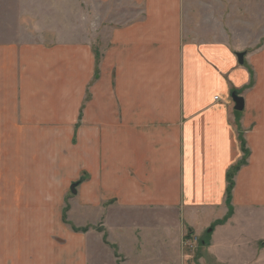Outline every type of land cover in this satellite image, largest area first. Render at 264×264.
I'll list each match as a JSON object with an SVG mask.
<instances>
[{
	"label": "crops",
	"instance_id": "obj_1",
	"mask_svg": "<svg viewBox=\"0 0 264 264\" xmlns=\"http://www.w3.org/2000/svg\"><path fill=\"white\" fill-rule=\"evenodd\" d=\"M30 1L28 24L52 22ZM119 1L102 49L0 36V264H264V43L240 45L232 7L196 22L194 0Z\"/></svg>",
	"mask_w": 264,
	"mask_h": 264
},
{
	"label": "rangeland",
	"instance_id": "obj_2",
	"mask_svg": "<svg viewBox=\"0 0 264 264\" xmlns=\"http://www.w3.org/2000/svg\"><path fill=\"white\" fill-rule=\"evenodd\" d=\"M26 1L27 0H0V36L4 35L5 38L9 39H22L25 37L30 39H38L37 31L43 26H47L55 29L62 38L79 36L80 38L83 37V39H88V41H91L93 34H96L93 45L96 48L102 49L107 43L110 27L114 25V21H121V19H124H120L119 16L121 9L124 8V4H122L119 0H109V2L106 1V3H104L105 6H110L108 16L103 13L102 6L104 5H102L101 0H31L29 3V6L31 7L29 8V11L31 14H33V12L37 10L34 7H40L38 9L42 8L41 12H43L44 14L53 12L50 17H53L54 15V18L48 19L49 21H52L49 24H43L40 26L38 22L37 25H33V23L28 24L26 20L23 19L24 17H22L23 12L26 11L25 7L28 4V2L26 4ZM224 2L223 5L219 6L215 5V0H194L196 12L194 14L193 11L192 14H194V19L191 18V20L196 22L209 21L207 18L203 17L206 16L203 15L204 12L202 9L205 7V4H213L212 7L217 8L214 11V15L216 16H218V14L220 13L219 9H221L223 13H225L226 8L230 9V7H232L233 11L235 9L237 10L234 11L237 14V18H235L234 21L236 23L242 21L240 24L241 26H239V31L240 36L243 37L244 34L245 40H240V45H251L252 40L247 39V34H250L251 37L255 36L256 40L254 44L257 43V46L264 43V0H228L225 3ZM92 3H94L98 8L95 9L94 13L92 12ZM77 7L79 11L78 15ZM55 12L57 13V15L55 14ZM139 14L140 8L138 6H130L129 9L126 10V15L128 16L125 17V19L134 18ZM92 15L93 21L95 20L94 26L92 25V22H89L88 24L86 23L88 16L92 17ZM109 19L110 21H106ZM246 22H248L249 24H256L253 27V30H248ZM243 25L245 27H243ZM209 26H213V23L210 22ZM35 28H37V30ZM34 29L36 31H34ZM43 36L45 37V35ZM47 37H49V35H47ZM48 154L51 157V159H49L51 160L50 163L56 164L60 167L53 165V168H47V175H50V171L52 170V176H64V173L66 172L64 163H59L57 161L58 157L55 155V151H53V153L48 152ZM54 155L56 158L55 162ZM69 165V169L72 170L71 164ZM81 171L82 172H80L79 175L80 178L79 176L75 178L79 179L78 181H76L77 183L83 176L84 172L83 170ZM66 191L68 190L66 189ZM240 222H238L239 224L237 226L239 228L240 235H242L240 239L247 240V235L250 236L252 229L250 227V224H248L245 220H243L241 223ZM209 235L210 234L205 233L200 241H207Z\"/></svg>",
	"mask_w": 264,
	"mask_h": 264
},
{
	"label": "trees",
	"instance_id": "obj_3",
	"mask_svg": "<svg viewBox=\"0 0 264 264\" xmlns=\"http://www.w3.org/2000/svg\"><path fill=\"white\" fill-rule=\"evenodd\" d=\"M98 58V54L96 53V60ZM241 151H242V157L234 164L232 165L226 172V181H227V186H226V204L229 208L228 213L226 214V216H224V218L222 220H220V222H224L231 214V194H232V189L234 186V181H233V177L235 175V173L240 169V167L242 165L245 164L246 162V157H247V150L244 146V143L241 141ZM63 220L64 222L66 221V216H65V211L63 213ZM75 229V228H74ZM82 231H85L86 228H82ZM208 243V240L205 241V244Z\"/></svg>",
	"mask_w": 264,
	"mask_h": 264
},
{
	"label": "water",
	"instance_id": "obj_4",
	"mask_svg": "<svg viewBox=\"0 0 264 264\" xmlns=\"http://www.w3.org/2000/svg\"><path fill=\"white\" fill-rule=\"evenodd\" d=\"M236 56H237L238 62L242 63L244 53L243 52H237ZM231 97H232V100L234 102V109L238 110V111L242 110V108H243V99H242V97H240L236 92H232L231 93ZM75 185H76V183H73L70 186V190H71L72 193L75 192V189H74Z\"/></svg>",
	"mask_w": 264,
	"mask_h": 264
}]
</instances>
